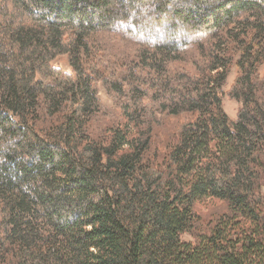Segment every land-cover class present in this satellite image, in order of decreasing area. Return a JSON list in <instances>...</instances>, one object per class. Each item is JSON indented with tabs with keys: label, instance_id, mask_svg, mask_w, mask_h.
<instances>
[{
	"label": "trees",
	"instance_id": "1",
	"mask_svg": "<svg viewBox=\"0 0 264 264\" xmlns=\"http://www.w3.org/2000/svg\"><path fill=\"white\" fill-rule=\"evenodd\" d=\"M0 264H264V0H0Z\"/></svg>",
	"mask_w": 264,
	"mask_h": 264
},
{
	"label": "rangeland",
	"instance_id": "2",
	"mask_svg": "<svg viewBox=\"0 0 264 264\" xmlns=\"http://www.w3.org/2000/svg\"><path fill=\"white\" fill-rule=\"evenodd\" d=\"M125 43V42H124ZM117 42L116 46L119 50L122 49V52L125 51V44ZM54 64L61 67L63 70L72 71V67L69 65L67 57L62 56L57 59ZM184 64V63H182ZM186 66H191L189 63H186ZM236 76V68L233 67L230 75L227 79V83L224 87V90L228 92L233 84L234 78ZM98 97L102 103L103 112L95 119V128L94 132H98L101 128L111 124L122 121V109L121 105L126 101L125 98L117 97L114 93L109 92L108 89L101 83L97 84ZM223 107L227 114L235 119L237 112L240 108V103L236 100L231 99L227 94L223 99ZM178 120L170 118L167 123L162 127L161 135L158 136L157 142L160 144V147H163V142L166 140L169 134L177 130ZM196 211L202 217L203 221L215 217L218 214H223L227 211L226 204L218 199H206L196 203ZM185 239H191L187 234L183 236Z\"/></svg>",
	"mask_w": 264,
	"mask_h": 264
}]
</instances>
